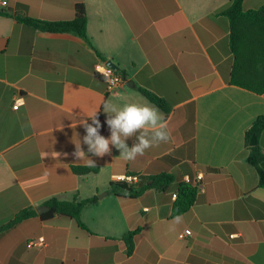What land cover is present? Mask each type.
<instances>
[{
	"label": "crops",
	"instance_id": "obj_1",
	"mask_svg": "<svg viewBox=\"0 0 264 264\" xmlns=\"http://www.w3.org/2000/svg\"><path fill=\"white\" fill-rule=\"evenodd\" d=\"M231 2L0 0V227L51 198L97 197L81 211L87 230L55 215L0 231V264H264V188L246 160V131L264 116V93L229 83L234 54L223 13ZM79 4L88 40L30 24L70 21ZM261 7L264 0L242 5L244 12ZM109 60L134 87L107 92L98 68ZM140 89L164 101L166 110L158 108L171 140L134 161L110 145L103 157L88 154L97 173H74L88 167L74 155L78 139L87 153L83 121L99 109L100 134L110 136L102 103L155 105ZM259 146L264 154V133ZM162 173L176 177L164 190L137 198L108 193L116 176ZM180 182L197 194L175 223ZM138 228L144 232L126 256L121 238Z\"/></svg>",
	"mask_w": 264,
	"mask_h": 264
},
{
	"label": "trees",
	"instance_id": "obj_2",
	"mask_svg": "<svg viewBox=\"0 0 264 264\" xmlns=\"http://www.w3.org/2000/svg\"><path fill=\"white\" fill-rule=\"evenodd\" d=\"M244 0H232L224 15L231 23V50L234 54V65L230 74L229 83L252 91L256 94L264 93V7L258 10L244 12L242 9ZM77 15L66 22L31 21L30 24L45 32L61 33L69 32L86 40L87 17L83 4L76 7ZM122 77H126L124 71H117ZM146 98L162 110H166L164 101L158 97L140 89ZM264 133V116H259L246 131V144L248 149L247 162L256 169L259 175V186L264 188V154L259 146V140ZM256 137L257 144L250 146L252 137ZM98 168H76L74 173L85 175L97 173ZM176 181L172 174L162 173L153 177H141L137 185H129L124 182H113L108 189L109 194L120 198H137L146 190H164ZM197 188L188 182H180L177 189V197L172 206L171 218H176L189 212L196 201ZM97 200V197L80 202L61 201L57 198L47 200L43 206L49 210L38 214L33 208L18 212L15 217L0 227V231L7 230L20 224L26 219L39 216L41 221L50 222L55 215L74 221L79 227L87 230L80 219L82 209ZM144 230L138 228L129 231L122 238L126 248V256H132L136 243ZM160 264H170L162 261Z\"/></svg>",
	"mask_w": 264,
	"mask_h": 264
},
{
	"label": "clouds",
	"instance_id": "obj_3",
	"mask_svg": "<svg viewBox=\"0 0 264 264\" xmlns=\"http://www.w3.org/2000/svg\"><path fill=\"white\" fill-rule=\"evenodd\" d=\"M105 81L115 84L110 73H103ZM104 113L107 115L106 124L110 130V136L100 134L101 123L95 111L87 120L83 121L86 134L83 136V144L87 146V153L81 147V141L76 145L74 155L78 160L87 158V166L95 167V161L88 154L103 157L111 153L110 145L119 150L120 157L125 161H134L137 157L161 143L171 140V132L168 129L166 115L155 105L149 103L126 102L122 105L105 101L102 103ZM100 106V107H101ZM135 137L132 147L126 141ZM181 217L175 218V223H180Z\"/></svg>",
	"mask_w": 264,
	"mask_h": 264
},
{
	"label": "built area",
	"instance_id": "obj_4",
	"mask_svg": "<svg viewBox=\"0 0 264 264\" xmlns=\"http://www.w3.org/2000/svg\"><path fill=\"white\" fill-rule=\"evenodd\" d=\"M2 4L6 5V1H4ZM106 70L110 73V77L112 80L115 81V84H110V83L105 81V76L103 75V73H105ZM98 72H100L104 78V81L106 83L107 92L110 93V92L115 91L116 89H118L120 87L126 86L125 80L123 79L121 74H119L117 71L113 70L112 68L108 67L106 64H103L102 66H100L98 68ZM18 106H19V102L16 101L14 108L17 109ZM198 179H202V173L201 172L198 174ZM140 181H141V177L136 176V175H121V176H116V178H115V182H124V183H127L129 185H134V186L137 185ZM173 197L176 198L177 194H174ZM37 243H38V241H31V242H29L28 245L30 247H34Z\"/></svg>",
	"mask_w": 264,
	"mask_h": 264
},
{
	"label": "water",
	"instance_id": "obj_5",
	"mask_svg": "<svg viewBox=\"0 0 264 264\" xmlns=\"http://www.w3.org/2000/svg\"><path fill=\"white\" fill-rule=\"evenodd\" d=\"M106 65L110 68H112L113 70L115 71H119V67L114 64L111 60H109ZM123 79L125 80V85L129 88H132L134 87V82L131 81V80H126V77H123ZM257 144V139L256 137H252L251 140H250V146H255ZM104 195H106V193H104L103 195H99V197H103ZM49 210V207H46V206H40L39 208L36 209L37 213L40 215L46 211Z\"/></svg>",
	"mask_w": 264,
	"mask_h": 264
}]
</instances>
